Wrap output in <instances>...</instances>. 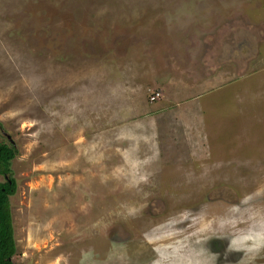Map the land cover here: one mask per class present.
I'll list each match as a JSON object with an SVG mask.
<instances>
[{
	"label": "rangeland",
	"instance_id": "1",
	"mask_svg": "<svg viewBox=\"0 0 264 264\" xmlns=\"http://www.w3.org/2000/svg\"><path fill=\"white\" fill-rule=\"evenodd\" d=\"M0 121L18 264H264V0H0Z\"/></svg>",
	"mask_w": 264,
	"mask_h": 264
},
{
	"label": "trees",
	"instance_id": "2",
	"mask_svg": "<svg viewBox=\"0 0 264 264\" xmlns=\"http://www.w3.org/2000/svg\"><path fill=\"white\" fill-rule=\"evenodd\" d=\"M3 133L9 134L0 121V264H18L15 261L19 249L12 213V197L18 190V178L13 163L19 150L14 139L5 137Z\"/></svg>",
	"mask_w": 264,
	"mask_h": 264
},
{
	"label": "flooded vegetation",
	"instance_id": "3",
	"mask_svg": "<svg viewBox=\"0 0 264 264\" xmlns=\"http://www.w3.org/2000/svg\"><path fill=\"white\" fill-rule=\"evenodd\" d=\"M234 34L236 33V31H234L233 32ZM234 36V35H233ZM232 35H231V33H229V35H227V37H225L226 39H228V40H232L233 42H234V37H233ZM238 36H241V35H237V37ZM236 37V38H237ZM236 41L237 40H235V42L234 43H236ZM232 42V43H233ZM255 45H256V40H255ZM243 47H245V45H243ZM231 50H233L234 48H236V46L234 45V46H230L229 47ZM246 48V50H248V52L246 53V54H248L249 56L251 55V53H250V49H247V46L245 47ZM250 48V47H249ZM242 55H243V53H241V55H240V57H242ZM219 161H223V159H220V160H218L217 162H219ZM231 166V165H230ZM235 167H237L236 165H235ZM214 168V167H213ZM216 168H220V166L219 165H217L216 166ZM232 168V167H231ZM213 170V169H212ZM206 171H207V169H206ZM209 171H210V169H209ZM217 171V170H216ZM212 173L211 172H207V174L206 175H208V176H210ZM217 178V177H216ZM219 179H214L213 180V183H218V182H221L222 180L220 179V178H222V177H218ZM216 186V185H215ZM217 186H219V188H221V189H223V190H221V191H219V192H222V193H225V194H227L226 193V191H228V190H230V186H227L226 185V182H223V183H221V184H217ZM218 190V189H217ZM236 200H237V198H236Z\"/></svg>",
	"mask_w": 264,
	"mask_h": 264
},
{
	"label": "water",
	"instance_id": "4",
	"mask_svg": "<svg viewBox=\"0 0 264 264\" xmlns=\"http://www.w3.org/2000/svg\"><path fill=\"white\" fill-rule=\"evenodd\" d=\"M7 134V133H6ZM7 136L9 137V138H11V136L9 135V134H7Z\"/></svg>",
	"mask_w": 264,
	"mask_h": 264
}]
</instances>
